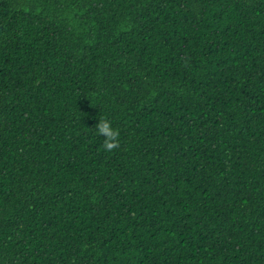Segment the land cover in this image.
<instances>
[{
  "label": "trees",
  "instance_id": "1",
  "mask_svg": "<svg viewBox=\"0 0 264 264\" xmlns=\"http://www.w3.org/2000/svg\"><path fill=\"white\" fill-rule=\"evenodd\" d=\"M0 264H264V0H0Z\"/></svg>",
  "mask_w": 264,
  "mask_h": 264
},
{
  "label": "clouds",
  "instance_id": "2",
  "mask_svg": "<svg viewBox=\"0 0 264 264\" xmlns=\"http://www.w3.org/2000/svg\"><path fill=\"white\" fill-rule=\"evenodd\" d=\"M101 125H103V127H101ZM96 127L97 129L102 131L105 135V141L103 144V149L105 151L110 152L112 149L118 146L119 132L115 128L112 127L111 121L107 119L98 121Z\"/></svg>",
  "mask_w": 264,
  "mask_h": 264
}]
</instances>
